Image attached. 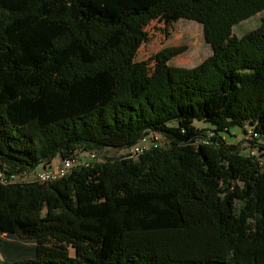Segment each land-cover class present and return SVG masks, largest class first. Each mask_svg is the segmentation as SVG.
I'll return each instance as SVG.
<instances>
[{
	"label": "trees",
	"instance_id": "obj_1",
	"mask_svg": "<svg viewBox=\"0 0 264 264\" xmlns=\"http://www.w3.org/2000/svg\"><path fill=\"white\" fill-rule=\"evenodd\" d=\"M262 11L0 0V169L14 177L0 182V264H264V17L232 33ZM157 18L200 24L211 55L193 68L168 64L181 48L136 61ZM235 128L245 155L226 139ZM151 133L167 146L134 153ZM106 149L119 156L87 161ZM71 156L61 177L25 180Z\"/></svg>",
	"mask_w": 264,
	"mask_h": 264
},
{
	"label": "rangeland",
	"instance_id": "obj_2",
	"mask_svg": "<svg viewBox=\"0 0 264 264\" xmlns=\"http://www.w3.org/2000/svg\"><path fill=\"white\" fill-rule=\"evenodd\" d=\"M263 17L264 11L235 25L232 33L236 37L243 36L258 27ZM143 30L147 33V40L139 47L135 56L136 61H147L165 48H181L183 51L173 57L168 64L175 67L193 68L203 62L212 53L210 46L204 41L202 26L194 21L180 19L171 24V26H167L162 19L157 18L144 24ZM193 124L196 127L205 128L204 124L197 122ZM231 133L234 136H226L228 143L237 144L240 151L244 155L247 154L250 147L245 142L246 136L239 128L232 129ZM162 142L159 146L166 147L165 140H162ZM84 155L86 156V154ZM80 156L83 155L80 154ZM96 156V160L102 161L105 158H117L119 153L113 149H106L96 151ZM39 169V166L35 167L26 176L25 180L35 181L34 175Z\"/></svg>",
	"mask_w": 264,
	"mask_h": 264
},
{
	"label": "built area",
	"instance_id": "obj_3",
	"mask_svg": "<svg viewBox=\"0 0 264 264\" xmlns=\"http://www.w3.org/2000/svg\"><path fill=\"white\" fill-rule=\"evenodd\" d=\"M163 143L162 138L158 133H151L148 136H144L140 139V141L132 148L136 149L137 152H141L143 149H148L151 145H159ZM255 153V152H252ZM97 156L95 152H90L88 154V160L96 159ZM80 163L79 160L76 157H69L66 159H60L58 162L52 163L50 166L43 168L42 170H39L35 172L34 177H43L46 175H54V173L57 172H63L65 169L72 167L75 164ZM0 178L3 179H11L14 178L13 176H7L5 172L0 169Z\"/></svg>",
	"mask_w": 264,
	"mask_h": 264
},
{
	"label": "bare ground",
	"instance_id": "obj_4",
	"mask_svg": "<svg viewBox=\"0 0 264 264\" xmlns=\"http://www.w3.org/2000/svg\"><path fill=\"white\" fill-rule=\"evenodd\" d=\"M153 147H157V145H152ZM145 150L147 149H143L141 150V152H137L136 149H133V152L134 153H142L144 152ZM71 169V167L65 169L63 172H57V173H54V175H46V176H43V177H35V181L39 182V183H45V182H48V181H51V180H55L59 177H61L62 175L68 173V171ZM14 178H11L10 180L9 179H3V178H0V182H3V183H6V182H11Z\"/></svg>",
	"mask_w": 264,
	"mask_h": 264
},
{
	"label": "crops",
	"instance_id": "obj_5",
	"mask_svg": "<svg viewBox=\"0 0 264 264\" xmlns=\"http://www.w3.org/2000/svg\"><path fill=\"white\" fill-rule=\"evenodd\" d=\"M59 159H60V158H58V157H57V158H55V159L53 160V162H52V163L58 162V161H59ZM39 167H40V169H39V170H42L43 168H45V167H42V166H39Z\"/></svg>",
	"mask_w": 264,
	"mask_h": 264
}]
</instances>
